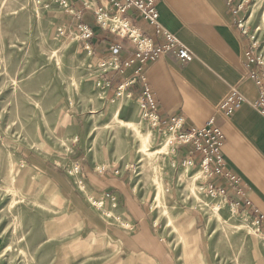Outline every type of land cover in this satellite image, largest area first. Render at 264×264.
<instances>
[{
    "label": "rangeland",
    "instance_id": "rangeland-1",
    "mask_svg": "<svg viewBox=\"0 0 264 264\" xmlns=\"http://www.w3.org/2000/svg\"><path fill=\"white\" fill-rule=\"evenodd\" d=\"M245 2L263 61L264 0ZM60 12V0H0V264H156L128 253L118 233L134 243L153 235L172 262L203 264L191 217L201 219L209 263L264 264V230L232 205L238 197L209 188L177 126L154 124L141 99L113 87L112 63L91 62L92 33L58 29ZM107 17L96 24L111 34ZM90 174L125 178L148 229L133 227L112 193L92 191Z\"/></svg>",
    "mask_w": 264,
    "mask_h": 264
},
{
    "label": "crops",
    "instance_id": "crops-1",
    "mask_svg": "<svg viewBox=\"0 0 264 264\" xmlns=\"http://www.w3.org/2000/svg\"><path fill=\"white\" fill-rule=\"evenodd\" d=\"M68 1L73 13L58 14V29L76 32L81 36V26L88 28L92 33L87 45L91 62L95 64L110 61L112 66L110 70H106L109 72L105 76L106 80L113 87L127 88L133 97L143 101V82L135 75L140 67L139 63L122 67V63L133 55L134 50L129 42L100 29L93 12L81 10L77 0ZM239 1L159 0L156 10L160 24L193 54V60L183 63L173 54H167L148 63L142 75L156 103L153 116L161 126L167 127L173 119L179 118L183 131L197 130L213 120V125L220 129L223 136L221 151L226 170L235 174L240 185L245 188L244 199L249 202V206H245L243 199H240V210L250 215L258 229L264 230V119L248 104L238 106L230 117H223L216 112L229 87H235L250 102L257 100L259 95L257 86L249 78V72L255 66L246 61L248 40L236 25L244 11L235 15L232 13ZM93 4L96 8L105 6L102 0H94ZM77 12H80L79 15ZM125 16L143 34L152 37L153 43L160 42L135 12L130 10ZM182 151L180 156L184 157L185 151ZM186 161L191 165L189 159ZM85 180L95 193L107 192L116 196L122 203L126 219L138 231L148 229L146 215L133 198L125 178H101L90 174ZM72 205L78 212L80 206L75 199L72 200ZM252 208L257 212L254 213ZM192 218V233L196 237V248L201 261L203 264H211L205 255V241L201 232L203 229L199 228L201 219ZM110 231V228H106V234L110 235ZM117 235L128 253L143 254L156 264H176L164 253L160 239L154 238L152 234L151 238H148V234L140 237H147L146 243L144 240L134 243L119 233Z\"/></svg>",
    "mask_w": 264,
    "mask_h": 264
},
{
    "label": "built area",
    "instance_id": "built-area-1",
    "mask_svg": "<svg viewBox=\"0 0 264 264\" xmlns=\"http://www.w3.org/2000/svg\"><path fill=\"white\" fill-rule=\"evenodd\" d=\"M81 10L92 11L95 16V22L103 28L99 20V13L103 12L102 16H108L107 18L117 23L115 28H111L109 31L111 34L123 38L129 41L134 47V53L131 58L122 63V67H128L134 62H138L140 67L135 71V75L139 76L143 82V107L150 112V115H154L156 110V103L154 96L150 92L147 84L145 83L142 71L144 67L167 54H173L183 63L193 60V54L186 49L176 37L169 33L159 22V16L156 11V3L159 0H102L105 6L92 10V0H77ZM231 2V0H228ZM245 0H240L238 6L232 9V13L235 15L242 10L244 14L237 20L236 25L239 32L246 36L248 40V47L245 51L246 61L249 64H253L255 68L249 72V78L254 82L259 90L257 100L250 102L239 90L235 87H229L228 93L219 103L216 108V112L223 117H230L236 108L242 104H248L254 110H256L262 117H264V60L261 59V53L258 43L253 35L248 34L245 30L244 15L246 10ZM60 7L64 9L67 14H72L73 9L68 0H60ZM132 10L136 13V16L151 30L154 37L160 39V42L153 43L152 37L143 34L140 29L130 23L125 17V13ZM80 12H77L79 15ZM112 13V14H109ZM112 16V17H111ZM62 35V34H61ZM91 32L86 28H81V38L89 39ZM118 69V66L115 67ZM178 125L177 131L180 132L178 141L182 145L190 146L188 150L189 156H198L199 162L205 167L206 178L210 180L209 188H214L221 195H224L225 191L230 195L238 197V199H231L232 205L236 209H241L240 199H243L245 206H249V202L244 199V186L240 185L239 179L227 171L224 167V160L221 154L222 147V133L219 128L213 125V120H210L206 126L201 129H191L187 131L182 130L181 119H173L170 126ZM225 182V185L221 181ZM221 181V185L214 186L213 183ZM223 185L225 188H223ZM242 211V210H241ZM252 211H257L252 208Z\"/></svg>",
    "mask_w": 264,
    "mask_h": 264
},
{
    "label": "bare ground",
    "instance_id": "bare-ground-1",
    "mask_svg": "<svg viewBox=\"0 0 264 264\" xmlns=\"http://www.w3.org/2000/svg\"><path fill=\"white\" fill-rule=\"evenodd\" d=\"M100 21H101V23H102V25L103 26H108L109 24H110V22L106 19V16H105V18L104 17H100ZM112 26V28H115L116 27V25L114 26V24H111ZM120 95V94H119ZM129 95V94H128ZM118 96V95H117ZM123 100V99H122ZM153 116V115H152ZM153 118H154V124H156V118H155V116H153ZM174 126H177L178 127V125H174ZM169 132H172V131H174V128H173V125L172 126H170L168 129H167ZM143 141H144V139L141 137L140 138V144H141V146H142V148H144V143H143ZM167 142L168 143H170V140H167ZM147 154H149V152H147ZM183 167H184V169H186V171L188 170V168H189V166H190V163L189 162H185V163H183V165H182ZM199 175H201V173L199 172L198 174H197V176H199ZM44 187V186H43ZM48 197V196H47ZM46 197V198H47ZM51 200H52V198H51ZM50 201V200H49ZM99 206H100V204H99ZM93 246V245H92ZM142 256V255H141ZM143 257V256H142ZM146 258V257H145ZM149 260H151V259H149ZM152 261V260H151Z\"/></svg>",
    "mask_w": 264,
    "mask_h": 264
}]
</instances>
